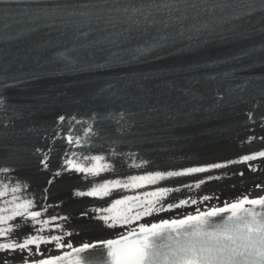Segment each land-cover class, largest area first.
<instances>
[{
  "label": "snow or ice",
  "instance_id": "6c2138e0",
  "mask_svg": "<svg viewBox=\"0 0 264 264\" xmlns=\"http://www.w3.org/2000/svg\"><path fill=\"white\" fill-rule=\"evenodd\" d=\"M66 77L76 93L8 95ZM241 105L244 127L264 130V0H0V264H264V194L191 195L244 170L164 183L264 171V149L178 170L145 152ZM63 178L87 182L69 198L100 202L78 216L113 238L71 241L73 214L52 198Z\"/></svg>",
  "mask_w": 264,
  "mask_h": 264
},
{
  "label": "bare ground",
  "instance_id": "6f19581e",
  "mask_svg": "<svg viewBox=\"0 0 264 264\" xmlns=\"http://www.w3.org/2000/svg\"><path fill=\"white\" fill-rule=\"evenodd\" d=\"M238 121H240V118H238L236 116H230V117H226L225 119L214 120L213 122H215V125H213V126H217V125L228 126L230 124L237 123ZM210 123L201 122V124L199 125V128H196L193 130H199L200 131V129L211 128L212 126H210ZM261 134H264V133H261ZM189 135L190 134H188V136ZM224 136H225V138H223L221 140H216V139H213L211 137H209V138H203V137L188 138L187 143H189L192 146V151L189 152V155H187L186 157H181L178 155L171 157L172 160H176V159H180V158L182 159L180 161H177V164L174 165L173 167L176 169H178V168L180 169L186 164H189L188 165L189 167L195 166V165H203V164L219 162V161H223V160H227V159H234L240 155L249 153V152H246V150L241 147V146L247 145V143L242 145L241 141H246L249 135L240 136V134L233 135L231 133L230 134L227 133ZM202 143L205 144V146L203 147L202 150L193 149L194 145L202 144ZM223 146H226L227 148L222 149ZM262 146H264V143L262 144ZM229 149H232V152H227L223 156H221L219 154V152L226 151ZM212 154H215V157H210L209 159H205L206 156H210ZM188 160H192V163L178 164L179 162L188 161ZM253 163L260 164L259 161L253 162ZM158 164L159 163H157V165ZM244 168H245L244 165H236V166H233L231 168L216 170L213 173H205V174H199V175L193 176V177L173 179V180H169V181L164 182V183L167 186H175V185H180V184L187 183L190 181H194V180L200 179L202 177H207L209 175L222 174L225 172L231 173L234 171L243 170ZM232 178L233 179H230V178L229 179H223L219 182L212 181V182L206 183L205 185L202 186V188L200 190L194 191L193 193H191V195L214 194V195L219 197V200L218 201L214 200L213 203L219 204L220 202H222L224 200H231V199L236 198L238 196V194H240L242 192H248L249 189L245 190L244 188H247L249 181L251 179H255L256 184L257 183L264 184V171H263V173L258 174V175L257 174L246 175L242 179L240 177L237 178V176H234ZM74 181H77V179L73 180V179H69V178H63V179L59 180L58 181L59 187L63 185L64 187H67V189H65L63 191V193H60V194H59L60 191H57L58 193L56 191H53V197H52L54 200H63L65 202L64 207H63V211L73 214V220H72L71 224L69 225V227H71L74 231L73 237L70 238L71 241L74 242L76 246H79V244L81 242H88L89 243L92 241L102 240V239L113 237L112 235H110L111 230H105L104 228L100 227L98 222L89 220L87 218H81L78 216V214L81 211L87 210L88 207H92V206H94V204H92V201L88 200L87 198H85L83 200H74V199L69 198V195H70L69 184L74 182ZM250 192L252 194H256V195L263 193L262 191H259V192L250 191ZM183 193H185V194H183ZM186 195H189V193H187L186 191H181L180 193L173 194L170 197V199L172 201H175L179 198L185 197ZM98 203H100V202H98ZM76 229H79V231H77Z\"/></svg>",
  "mask_w": 264,
  "mask_h": 264
}]
</instances>
